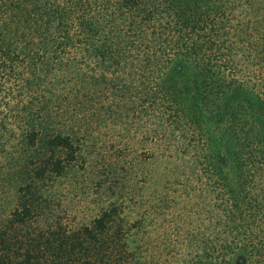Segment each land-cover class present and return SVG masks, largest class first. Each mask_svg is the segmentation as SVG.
Here are the masks:
<instances>
[{"label":"trees","instance_id":"16d2710c","mask_svg":"<svg viewBox=\"0 0 264 264\" xmlns=\"http://www.w3.org/2000/svg\"><path fill=\"white\" fill-rule=\"evenodd\" d=\"M93 128L158 151L161 195L111 166V203L67 222L51 193ZM153 258L264 264V0H0V264Z\"/></svg>","mask_w":264,"mask_h":264},{"label":"rangeland","instance_id":"374dc122","mask_svg":"<svg viewBox=\"0 0 264 264\" xmlns=\"http://www.w3.org/2000/svg\"><path fill=\"white\" fill-rule=\"evenodd\" d=\"M187 84V81L179 80L176 85V95L183 108L192 110L191 95H186L184 92ZM117 135L118 133L111 131V129L93 128L88 131L83 139L82 157L77 168L68 178L58 183L51 193L54 215L64 218L67 222L80 223L90 220L102 207L111 203V166L124 168L120 171L121 176L126 177L128 181L132 179V182L139 184L136 190H142V192L137 193L136 191L130 194V197L133 198L135 195V198L141 201L154 203L157 196L161 195L157 185L146 191L148 186L144 182L147 173L162 174L163 163L158 160L161 155H157L158 151H156L154 153L156 154L155 159H151L153 152L149 151L150 146L143 147L140 142L143 139L141 136L133 138L135 145L132 146L128 145L127 141L121 142V139L116 138ZM213 149L227 158L228 152L224 143L215 144ZM152 150L157 149L152 148ZM149 161L154 164H148ZM169 168L168 174L182 173V169L177 168V166L170 165ZM176 190L173 188L169 196H177ZM133 203L132 200V210L136 214L137 207ZM148 210L144 207L138 212L143 216L147 214ZM166 254L167 258L171 260V252L168 251ZM153 262L154 264H168L165 259L161 260L160 258H153Z\"/></svg>","mask_w":264,"mask_h":264}]
</instances>
